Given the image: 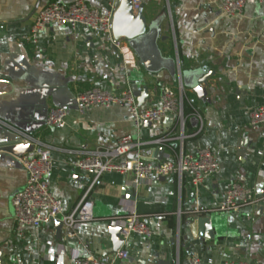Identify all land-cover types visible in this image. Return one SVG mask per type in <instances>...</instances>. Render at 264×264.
<instances>
[{
    "label": "crops",
    "instance_id": "obj_1",
    "mask_svg": "<svg viewBox=\"0 0 264 264\" xmlns=\"http://www.w3.org/2000/svg\"><path fill=\"white\" fill-rule=\"evenodd\" d=\"M76 1L0 0V142L18 137L15 128L57 148L48 181L69 213L93 176L71 165L78 156L58 149L114 148L120 139L132 136L147 143V159L157 160L159 145L152 142L165 139L163 160L211 149L218 155L220 171L200 187L193 186L189 174L181 184L175 177L154 178L135 200L127 197L134 192L130 176L106 174L89 198L95 219L80 226L75 236L63 229L57 237L54 223L28 228L20 236L13 199L27 183L21 158L28 154L17 157L0 149V264H73L87 256L107 261L114 253L110 228L122 227L135 206L154 237H133L125 246L129 259L121 264H189L193 256L203 264H264V127H250L251 112L264 107V4L246 6L240 15L228 18L219 0H136L151 19L162 13L169 19L171 14L175 32L164 33L170 37L162 44L166 55H176L185 69L207 66L216 72L209 81L211 103L204 104L186 89L184 125L170 114L138 128L126 107L81 114L75 101L94 88L120 94L128 87L148 85L150 97L142 109H150L162 105L165 87H178L166 73L147 76L127 42L116 48L110 38L83 27L52 28L37 44L27 40L41 8ZM82 1L103 14L114 9V0ZM53 107L68 110L65 128L46 127ZM135 157L131 152L120 160ZM234 183L252 191L258 203L250 211H217ZM192 214L211 215L212 240L195 239L190 228H184Z\"/></svg>",
    "mask_w": 264,
    "mask_h": 264
},
{
    "label": "built area",
    "instance_id": "obj_2",
    "mask_svg": "<svg viewBox=\"0 0 264 264\" xmlns=\"http://www.w3.org/2000/svg\"><path fill=\"white\" fill-rule=\"evenodd\" d=\"M222 12L228 18L240 15L246 6L263 5L264 0H219ZM140 3L135 0L134 8L138 9ZM112 17L113 11L101 13L90 8L84 1L78 0L70 5L51 3L41 8L31 27L27 40L37 44L42 34L52 28L79 27L88 28L102 36L110 38L112 43ZM169 20L174 33L171 14ZM120 46V43L116 45ZM77 109L81 114L94 108L110 109L115 106L126 107L135 123L140 128L144 122L156 123L170 114H175L184 125L186 90L182 83H178L176 89L165 87L162 93V105L160 107L142 109L138 105L137 98L132 87H128L120 94L111 93L94 88L77 95ZM68 110L61 107H53L49 110L46 119V127L65 128L68 118ZM6 126V124H3ZM250 127L258 129L264 127V107H258L250 114ZM17 134L25 137V143L34 146L31 154L21 158V162L27 172V183L23 190L18 192L13 199L15 209V224L17 232L23 236L28 228H42L59 221L63 224L68 235L73 237L77 229L83 224L94 221L93 203L90 194L106 174L116 173L130 176L131 189L137 194L145 183L154 178L175 177L182 183L183 177L189 174L192 184L200 187L210 177L220 171L218 155L211 149H202L196 154L180 152L173 158L157 161L147 159L144 146L147 143L136 141L132 136H125L119 140L114 148H99L96 150L73 151L58 149L66 155H76L77 159L71 161V165L84 174H91L93 181L80 202L72 212H66L63 202L57 199L51 192L48 177L52 171V155L57 148L44 144L34 137L24 134L13 128ZM167 140L152 142L155 145L166 144ZM131 152H136L134 159L121 161ZM258 203L252 191L238 183H234L225 193L224 198L217 208L219 212H235L253 208ZM122 232L124 241L121 249L113 253L109 260L104 261L94 256L76 258L73 264H121L129 259L126 244L133 237L152 239L154 232L146 219L140 215L136 206L125 218ZM180 239V237H179ZM180 241V240H179ZM189 264H203L198 256H193ZM209 264H215L212 260ZM222 264H248L245 261H226Z\"/></svg>",
    "mask_w": 264,
    "mask_h": 264
},
{
    "label": "water",
    "instance_id": "obj_3",
    "mask_svg": "<svg viewBox=\"0 0 264 264\" xmlns=\"http://www.w3.org/2000/svg\"><path fill=\"white\" fill-rule=\"evenodd\" d=\"M135 0H114V9L112 17V37L114 47L121 42H127L140 60L145 74L151 78L161 77L166 73L173 83H182L184 89L191 90L197 99L204 104L211 103L208 97L209 81L216 75L215 71H208L207 66L195 69H185L181 65L176 55L168 56L165 54L163 43L169 41L170 37L164 33L172 32V25L168 19L167 13L157 15L151 19L145 12V5H139L134 8ZM140 108L149 100V86L140 88L139 85L132 87ZM48 116V113H47ZM45 118V125L46 119ZM144 125H150V122H144ZM5 129L1 127V132ZM7 132V131H6ZM8 133V132H7ZM24 134L31 135L28 132ZM1 134V133H0ZM5 134V133H4ZM15 139L5 138L0 142V149L11 153L17 157L29 155L33 152L34 146L25 143V137L17 135ZM166 144L159 145L155 157L162 161V156L166 150ZM127 197L136 199L134 192H127ZM252 208H248L250 211ZM188 220V226L195 239L212 240L214 230L211 225V215L194 216ZM57 237L61 238L64 226L61 222L55 221ZM123 228L111 227L109 234L113 240V251L118 252L124 244L122 239ZM187 240V238H185ZM157 264H170L161 260Z\"/></svg>",
    "mask_w": 264,
    "mask_h": 264
},
{
    "label": "trees",
    "instance_id": "obj_4",
    "mask_svg": "<svg viewBox=\"0 0 264 264\" xmlns=\"http://www.w3.org/2000/svg\"><path fill=\"white\" fill-rule=\"evenodd\" d=\"M185 112H188V105L185 104Z\"/></svg>",
    "mask_w": 264,
    "mask_h": 264
}]
</instances>
